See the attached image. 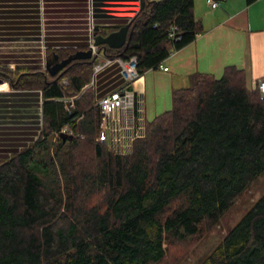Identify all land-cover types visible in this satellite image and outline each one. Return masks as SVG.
<instances>
[{"label": "trees", "instance_id": "16d2710c", "mask_svg": "<svg viewBox=\"0 0 264 264\" xmlns=\"http://www.w3.org/2000/svg\"><path fill=\"white\" fill-rule=\"evenodd\" d=\"M194 4L145 0L131 39L98 49L136 55L140 74L157 69L203 31ZM78 51L50 54L64 60ZM98 59H74L55 75L0 64L13 88L44 98L38 137L0 160V264H179L264 172V95L246 70L192 74L123 155L98 140L93 89L69 109L61 100L84 91ZM65 125L73 133L56 137ZM199 264H264V194Z\"/></svg>", "mask_w": 264, "mask_h": 264}, {"label": "crops", "instance_id": "0c3cea01", "mask_svg": "<svg viewBox=\"0 0 264 264\" xmlns=\"http://www.w3.org/2000/svg\"><path fill=\"white\" fill-rule=\"evenodd\" d=\"M0 0V60L11 68L46 69V50H87L88 10L97 26L125 25L138 13L141 0ZM195 0L194 12L204 29L164 63L169 70L149 69L131 86L145 100L148 121L172 108L174 89L186 87L196 72L220 78L236 65L246 70L248 85L264 78V0ZM43 38V39H42ZM44 40V41H43ZM100 59V57H99ZM96 76L97 98L125 83L119 63L104 66ZM0 88V159L36 138L43 122V93Z\"/></svg>", "mask_w": 264, "mask_h": 264}, {"label": "built area", "instance_id": "2783aa9c", "mask_svg": "<svg viewBox=\"0 0 264 264\" xmlns=\"http://www.w3.org/2000/svg\"><path fill=\"white\" fill-rule=\"evenodd\" d=\"M212 7L218 6L217 0H209ZM90 44L89 49L92 50L93 56L100 57L103 54L96 45V26L93 24L89 30ZM95 65L94 74H92V82L88 85L92 86L96 82L97 73L106 65L116 61L119 63L121 75H123L125 83L117 87V89L98 98L96 101L101 110V124L98 136L99 142L107 146L109 149L118 154H129L132 152L134 142L146 136L147 122L146 106L144 97L138 94L131 86L141 76L138 68V57L133 55L129 58L111 59ZM157 69L169 70L164 62H161ZM259 88L264 95V78L258 80ZM87 84L85 85V87ZM84 87V88H85ZM83 89V88H82ZM67 103L69 109L74 105L73 98H61ZM73 131L69 125H65L55 133L58 137L62 134H72Z\"/></svg>", "mask_w": 264, "mask_h": 264}, {"label": "rangeland", "instance_id": "374dc122", "mask_svg": "<svg viewBox=\"0 0 264 264\" xmlns=\"http://www.w3.org/2000/svg\"><path fill=\"white\" fill-rule=\"evenodd\" d=\"M93 1L90 0V5L89 6H93ZM88 10V15H87V26L90 28L92 27V25L94 24L96 26V31H98L99 29L103 28H107L110 27L112 25L109 26H98L99 29L97 30V24L95 23L96 21L93 20L92 18V14H91V10ZM95 21V22H94ZM120 27L123 25H119ZM43 39V38H42ZM44 41V40H43ZM2 42L0 40V46H1ZM61 50H67V49H61ZM1 51V50H0ZM46 55L48 58H51V50H46ZM108 56L102 55L100 56V59H98L96 61V63L93 65V72L92 74H94L95 71V65H97L98 63H102L104 61L107 60ZM1 58V56H0ZM111 58V57H108ZM111 59H116V58H111ZM1 60H0V64H1ZM16 69V68H14ZM92 74L90 75V81L89 83H87V86L84 89V91L82 90L80 94L71 96V97H66V98H73V102L78 99L83 92H85L86 89H93L96 93V82L90 86L88 84H90L92 82ZM6 86V85H4ZM4 86L2 88H4ZM97 94V93H96ZM96 101H98V99H96ZM38 137V135L36 136V138ZM53 137V136H52ZM53 140H57L55 137L53 138ZM31 141H28L25 144H29L31 143ZM24 147V146H23ZM21 147V148H23ZM20 148V149H21ZM12 154V153H11ZM2 160V159H0ZM264 194V172L262 174H260V177L249 187L247 188L242 194L241 196L238 198L237 201H235V203L226 211V213L224 215H222V218L220 219V221L214 225L211 229H209L204 236L200 239V241L197 243V245L192 248V250L189 251V253L186 255L185 258H183L179 264H199L206 255H209L211 253V251L219 244V242L225 238V235L232 230V228H234V226L238 223V221L241 219V217L243 216V214H245L250 208L251 206L254 204V201L259 199L261 196H263Z\"/></svg>", "mask_w": 264, "mask_h": 264}, {"label": "water", "instance_id": "95a60500", "mask_svg": "<svg viewBox=\"0 0 264 264\" xmlns=\"http://www.w3.org/2000/svg\"><path fill=\"white\" fill-rule=\"evenodd\" d=\"M145 5V0H141V6ZM99 27L97 26V30ZM133 32L130 31V22L121 26L118 30L111 32V34H107L106 36L98 35L96 39V45H106L111 48H119L125 45L132 37ZM92 50L87 49L85 51H78L75 54L71 55L67 59L60 60L58 55H52L51 58H49L48 62L46 63V69L49 70V72L52 75H55L59 70L64 68L69 62H71L74 59H80V58H92ZM4 79L0 77V85L3 83Z\"/></svg>", "mask_w": 264, "mask_h": 264}, {"label": "bare ground", "instance_id": "6f19581e", "mask_svg": "<svg viewBox=\"0 0 264 264\" xmlns=\"http://www.w3.org/2000/svg\"><path fill=\"white\" fill-rule=\"evenodd\" d=\"M4 84H5V82H4V83H2V84L0 85V88H1V87H3V86H4ZM5 87H6V86H4V88H5Z\"/></svg>", "mask_w": 264, "mask_h": 264}]
</instances>
